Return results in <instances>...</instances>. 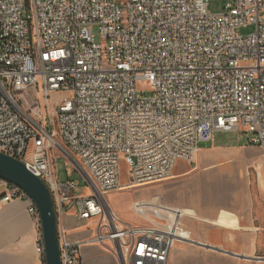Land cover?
I'll list each match as a JSON object with an SVG mask.
<instances>
[{
	"label": "built area",
	"instance_id": "obj_1",
	"mask_svg": "<svg viewBox=\"0 0 264 264\" xmlns=\"http://www.w3.org/2000/svg\"><path fill=\"white\" fill-rule=\"evenodd\" d=\"M26 87L38 96L34 116L15 98ZM52 93L65 97L48 112ZM237 132L252 134L264 157V0H229L217 14L207 0H0V153L47 186L61 264H82L86 244L119 264H169L174 231L120 224L109 208L121 161L125 186L161 183L178 163L195 165L215 134ZM56 154L83 176L87 195L59 180ZM0 188V203L27 201L40 231L25 193ZM70 212L93 221V237L70 239L60 225ZM35 250L46 264L41 232Z\"/></svg>",
	"mask_w": 264,
	"mask_h": 264
},
{
	"label": "crops",
	"instance_id": "obj_2",
	"mask_svg": "<svg viewBox=\"0 0 264 264\" xmlns=\"http://www.w3.org/2000/svg\"><path fill=\"white\" fill-rule=\"evenodd\" d=\"M217 134L225 136L220 144L215 134L212 142L200 145L196 163L202 168L195 163L189 166L192 171L157 185L185 198L167 206L175 215L167 217L163 228L180 237L169 264H264V157L237 135ZM251 185L258 193L255 199ZM4 192L0 188V198ZM27 208L24 200L0 203V264H41L35 250L40 231ZM60 225L73 241L93 237V221H77L73 212ZM80 258L82 264H119L94 244L84 245Z\"/></svg>",
	"mask_w": 264,
	"mask_h": 264
},
{
	"label": "rangeland",
	"instance_id": "obj_3",
	"mask_svg": "<svg viewBox=\"0 0 264 264\" xmlns=\"http://www.w3.org/2000/svg\"><path fill=\"white\" fill-rule=\"evenodd\" d=\"M208 1V11L211 13H220L223 11L225 5L229 0H207ZM89 30L93 33L94 40L98 43L101 41L99 36V31L96 26H90ZM254 31V26L249 25L244 28H239L237 30L238 35L247 36ZM139 89L146 91L148 95L149 86L142 83L139 85ZM65 97L63 93H52L50 97V104L47 111H53L55 106L62 101ZM15 98L20 102L21 107L25 112H29L32 116L36 115L39 111L37 101L38 96L36 89L34 87H29V89H16ZM43 114L46 112L43 107L40 109ZM233 136H236L241 140L242 143L248 144L249 140L252 138V134L237 132L232 133ZM216 143L223 142L225 136L222 134H216ZM218 136V137H217ZM198 168H202L200 162L196 163ZM194 166V165H193ZM193 166H190L193 167ZM196 166V165H195ZM55 167L58 178L62 182L68 180L75 181L78 183L79 188L82 192H78L79 196L87 195V185L83 176L74 169L70 162L61 154H56L55 157ZM189 168V165L185 163H178L173 171L172 178H175V174H182L185 171H192ZM72 171V176L68 177L67 171ZM120 182L121 188L114 191L110 196H107L106 200L108 202L109 208L111 209L115 219L123 225L128 226H158L164 227L166 224L167 217L175 215L172 211L167 209L169 203L178 204L184 197L182 195H172L169 194V191L163 190V188L158 187L160 183H155L151 185H146L142 187H128V177H127V168L126 162L121 161L120 163ZM175 176V177H174ZM184 177L178 178L177 181H182ZM164 183V182H161ZM157 186V187H156ZM249 193L255 199L258 196V193L253 185L250 186ZM165 222V223H164ZM96 228L94 229V232Z\"/></svg>",
	"mask_w": 264,
	"mask_h": 264
},
{
	"label": "water",
	"instance_id": "obj_4",
	"mask_svg": "<svg viewBox=\"0 0 264 264\" xmlns=\"http://www.w3.org/2000/svg\"><path fill=\"white\" fill-rule=\"evenodd\" d=\"M0 180L19 188L36 206L43 239L46 264H61L58 219L53 199L44 182L29 173L24 164L0 153Z\"/></svg>",
	"mask_w": 264,
	"mask_h": 264
},
{
	"label": "bare ground",
	"instance_id": "obj_5",
	"mask_svg": "<svg viewBox=\"0 0 264 264\" xmlns=\"http://www.w3.org/2000/svg\"><path fill=\"white\" fill-rule=\"evenodd\" d=\"M173 176V175H172ZM142 186H144V185H130V186H128V187H142ZM146 186V185H145ZM108 203V202H107Z\"/></svg>",
	"mask_w": 264,
	"mask_h": 264
}]
</instances>
